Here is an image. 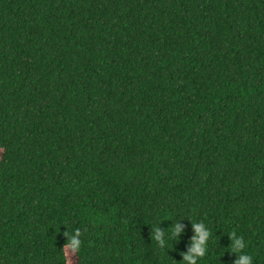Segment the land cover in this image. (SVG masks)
Returning a JSON list of instances; mask_svg holds the SVG:
<instances>
[{
  "label": "trees",
  "instance_id": "trees-1",
  "mask_svg": "<svg viewBox=\"0 0 264 264\" xmlns=\"http://www.w3.org/2000/svg\"><path fill=\"white\" fill-rule=\"evenodd\" d=\"M0 150V264H264V0H0Z\"/></svg>",
  "mask_w": 264,
  "mask_h": 264
},
{
  "label": "clouds",
  "instance_id": "clouds-1",
  "mask_svg": "<svg viewBox=\"0 0 264 264\" xmlns=\"http://www.w3.org/2000/svg\"><path fill=\"white\" fill-rule=\"evenodd\" d=\"M191 222L194 234L190 238V246L187 251L181 253L183 264H198L208 252V242L212 235L211 229L203 220H191ZM183 231V225L177 221L167 229L166 233L159 226L152 228L151 236L159 248L164 249L168 240L178 241ZM65 235L68 238L62 249L64 264H74V257L82 246L81 231L79 228H75L72 229L71 233L69 231L65 232ZM228 235L230 239L228 247H230L232 252L236 253L233 264H253L252 255L244 251L246 242L243 237L237 235L235 231L229 232ZM168 248L171 247L168 246Z\"/></svg>",
  "mask_w": 264,
  "mask_h": 264
},
{
  "label": "rangeland",
  "instance_id": "rangeland-1",
  "mask_svg": "<svg viewBox=\"0 0 264 264\" xmlns=\"http://www.w3.org/2000/svg\"><path fill=\"white\" fill-rule=\"evenodd\" d=\"M1 152H2V150H0V157H1ZM74 264H75V258H74Z\"/></svg>",
  "mask_w": 264,
  "mask_h": 264
}]
</instances>
